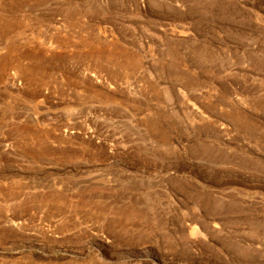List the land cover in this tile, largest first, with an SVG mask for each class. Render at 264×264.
Instances as JSON below:
<instances>
[{
    "label": "rangeland",
    "instance_id": "rangeland-1",
    "mask_svg": "<svg viewBox=\"0 0 264 264\" xmlns=\"http://www.w3.org/2000/svg\"><path fill=\"white\" fill-rule=\"evenodd\" d=\"M0 264H264V0H0Z\"/></svg>",
    "mask_w": 264,
    "mask_h": 264
}]
</instances>
